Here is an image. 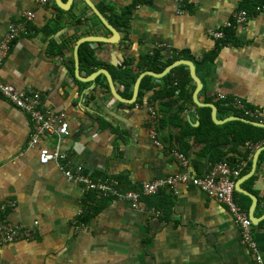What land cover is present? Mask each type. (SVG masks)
Returning <instances> with one entry per match:
<instances>
[{
	"label": "crops",
	"instance_id": "1",
	"mask_svg": "<svg viewBox=\"0 0 264 264\" xmlns=\"http://www.w3.org/2000/svg\"><path fill=\"white\" fill-rule=\"evenodd\" d=\"M91 1L120 12L134 0ZM180 1L144 0L134 9L128 29L119 31L118 43L88 42L117 91L124 87L111 67L129 63L138 79L149 71L141 59L157 48L164 60L181 52L200 60L220 46L209 65L195 64L203 83L199 102L213 104L219 121L237 116L215 105L229 100L232 108L259 117L248 120L264 123V13L252 11L246 25L234 30L222 45L208 31L229 21L243 0H185L184 10ZM58 8L55 0L47 6L39 0H0V43L11 22L19 21L26 11L34 14L27 31L13 43L0 77L21 90L39 91L45 109L67 113L70 132L62 147L69 161L82 164L96 178L117 180L120 189V178L128 188L138 190L143 181L183 172L176 151L189 159L191 174L205 176L215 164L208 145L181 128V124H200L198 109L203 106L193 100L195 82L185 88L192 92V102L179 99V90L154 101L166 89L162 78L154 77V87L142 90L140 101L144 77L136 101L120 102L96 80H82L98 69L89 73L92 66L85 67L79 58L78 68L75 60L80 38L112 33L94 23L96 14L84 0H73L68 10L60 8L63 12ZM151 103L158 113L155 127L161 145L151 136ZM232 121L241 120L214 123L224 126ZM220 129L237 130L239 124ZM31 133L29 116L0 96V225L6 220L37 224L32 240L0 246V264H255L227 206L198 187L178 183L174 190L165 188L164 216L151 214L155 209L143 199L140 209L116 197L90 205L94 197L80 184L67 180L55 163H40V148H52L53 142L45 138L29 148ZM238 142L231 135L220 137L221 161L232 160L242 168L236 184L243 181L240 187L245 192H237V198L249 217L255 216L253 233L264 258V143ZM7 201L15 202V207L3 212L1 206Z\"/></svg>",
	"mask_w": 264,
	"mask_h": 264
},
{
	"label": "built area",
	"instance_id": "2",
	"mask_svg": "<svg viewBox=\"0 0 264 264\" xmlns=\"http://www.w3.org/2000/svg\"><path fill=\"white\" fill-rule=\"evenodd\" d=\"M50 2L51 0H39L42 6H47ZM180 2L181 9L184 10L186 8L185 0ZM256 2L255 12L264 13V0H256ZM251 16L252 12L239 9L221 28L210 29L208 33L216 40L227 41L226 31L245 26ZM33 18L34 14L31 11H26L19 21L11 22L8 26L7 32L0 43V68L5 62L13 43L27 31V26ZM0 96L29 116L32 127L29 148L38 146L45 138L53 142L52 148L48 146L40 148V163H55L67 180L77 182L87 193H94V201H90V205H94L96 201H101L104 198L116 197L128 200L133 208L140 209L143 197L154 196L165 188L174 190L178 183L193 185L205 192L211 199L227 206L240 228L242 243L250 249L254 256V263L264 264L263 255L254 237L253 222L248 211L239 204L237 198L236 180L241 175V166L227 160L219 161L209 169L205 176L199 177L190 173L189 159L183 153L176 151L174 155L184 169L183 172L172 174L167 178L143 181L138 190H121L117 180L113 178H96L95 174L86 170L82 164L73 165L69 161L68 154L62 147L64 138L70 132L68 115L65 111L45 109L39 91L32 88L21 90L5 83L1 77ZM148 110L152 123L151 136L157 145H161L157 140L155 127L158 113L153 103L148 106ZM246 113L249 114L250 111H246ZM14 207L15 202L7 201L1 206V210L6 212ZM83 212L84 209L81 210L80 214ZM151 214L164 216L163 210H151ZM36 225V223L33 226H28L7 220L3 221L0 225V246L20 240H32L35 237Z\"/></svg>",
	"mask_w": 264,
	"mask_h": 264
},
{
	"label": "trees",
	"instance_id": "3",
	"mask_svg": "<svg viewBox=\"0 0 264 264\" xmlns=\"http://www.w3.org/2000/svg\"><path fill=\"white\" fill-rule=\"evenodd\" d=\"M144 0H134L132 4L126 6L120 12L111 10V8L105 4H99L98 8L101 13L107 18V20L120 32L126 31L128 29L130 20L133 14L134 9L140 5ZM257 5L256 0H243L241 3V9H245L249 12L254 11ZM60 12H63L60 8H58ZM107 11H111L108 14ZM94 23L98 25H102L101 21L98 19L97 16L93 15ZM80 22V20H78ZM58 27V26H57ZM58 30L60 28L58 27ZM57 30V31H58ZM234 30L228 29L226 31V35L228 37L227 41H220L222 45H225L230 40V37ZM220 45V44H219ZM58 51H60L59 47ZM220 51V46H218L212 52L203 56L200 60L196 59L195 57L189 55L187 52H181L169 58L168 60H164V54L161 48H157L153 51L152 54L145 55L142 59V66H144L145 70L153 71L156 73L162 72L166 66L173 63L178 58H183L186 60L192 61L194 64L197 65H209L211 62L215 60L218 53ZM79 58L80 63L85 67L92 66L91 70L88 72L91 73L94 69H99L104 66L103 63H100L97 58L95 57V51L91 48L88 42L81 44L80 51H79ZM110 70L113 72H117L119 79L123 85V90L119 93L124 98H130L132 93L130 88L134 81H136L138 74H134L132 72V66L129 63H123L116 67H111ZM162 80L165 82V91L164 93L160 92L153 97L155 101L157 98L161 96L171 97L174 96L176 90L180 91L179 99L183 102L190 101L192 102V92L186 91V85L189 82H192V78L189 73V69L185 65H180L174 68L168 75L164 76ZM154 79L152 76H145L141 83V88L139 92V99L140 101L141 96L143 95L142 90L144 89H151L154 87V83L152 82ZM96 82L99 84L102 90L106 93L110 92V88L108 83L106 82V78L104 75H99L96 79ZM212 99L208 98L206 100L207 103H210ZM231 102L229 100H218L215 102V105L219 109V111H225L228 113L232 111L235 115L244 117L251 120H259V117H251L249 114L245 112V110H239L236 108H232L230 105ZM173 103L167 104L168 107H172ZM182 109V107H181ZM211 108L208 106L199 107L198 113L200 117V124L197 127H192L189 124H181V128L185 132V135L193 134L197 140H201L207 143V152L210 156L211 160L216 163L218 161L223 160V153L220 149L219 139L222 136L225 138L229 137L230 135L236 141L242 143H264V127L255 126L248 122L243 121H232L224 126H220L214 123L212 116H211ZM229 124H239V129L237 130H230L228 132H222L220 128L227 127ZM180 125V124H179ZM238 142V143H239ZM233 164H237V162L229 160ZM100 176V175H99ZM120 187L123 190H132L136 188H128L126 185V181L123 178H120ZM92 197H94V193H90ZM143 201L147 203L148 206L152 207L155 210H163L165 214V189L161 190L158 194L149 197H143ZM94 210H97V207H94Z\"/></svg>",
	"mask_w": 264,
	"mask_h": 264
},
{
	"label": "water",
	"instance_id": "4",
	"mask_svg": "<svg viewBox=\"0 0 264 264\" xmlns=\"http://www.w3.org/2000/svg\"><path fill=\"white\" fill-rule=\"evenodd\" d=\"M55 1H56L57 5L60 8L64 9V10H68L71 7L72 3H73V0H68L67 2H63L62 0H55ZM84 1L89 6V8L96 14V16L99 18L101 23L112 33V36L105 37V36H94V35H91V36H86V37L80 38L77 41V44H76V47H75V60H76L78 68H79V47H80L81 44H83L85 42H102V43L115 44V43H118L120 41V38H121L119 30L117 28H115L105 18V16L101 13L99 8L91 0H84ZM180 65H185V66L188 67L190 76H191L192 80L196 84V88H195V91L193 93L194 102L197 105H199V106H204L205 104L200 103L199 99H198V94L200 93V91L203 88L202 80L197 75L195 64L192 61L186 60V59H179V60L174 61L173 63H171L168 66H166L164 68V70L162 72H159V73H156V72H153V71H145L144 73H142L138 77L136 82H135L133 95H132V97L130 99H126V98L122 97L119 94V92L117 91V89H116V87L114 85L113 78H112L111 74L105 68H100V69L96 70L91 75H89L86 78H83L82 80L88 81V82H94L99 75L103 74L107 78L108 85H109V88H110V92L112 93V95L117 100H119L120 102H125V103H130L131 104V103H134L136 101V98H137V95H138V91H139V88H140V83H141V80H142L143 77L152 76L154 78L161 79L164 76L168 75L174 68H176V67H178ZM207 105L212 109V119L216 123H223L225 121H230V120H241L243 122H249V123H251L253 125H256V126L264 127V123L257 122V121H251V120H248V119H245V118H241V117H238V116H230L227 119L219 121L216 118V116H217L216 107L213 104H207ZM242 182L243 181H240L238 184H236V191L237 192H241V193L245 192L240 187ZM250 218H251L253 224H257L255 221H253V218L255 219V216L253 215V213H252V215H250Z\"/></svg>",
	"mask_w": 264,
	"mask_h": 264
}]
</instances>
